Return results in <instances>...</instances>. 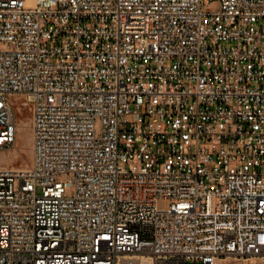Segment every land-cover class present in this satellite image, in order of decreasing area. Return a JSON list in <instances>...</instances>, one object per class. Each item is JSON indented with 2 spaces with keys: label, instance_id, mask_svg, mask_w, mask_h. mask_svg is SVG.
I'll return each mask as SVG.
<instances>
[{
  "label": "built area",
  "instance_id": "obj_1",
  "mask_svg": "<svg viewBox=\"0 0 264 264\" xmlns=\"http://www.w3.org/2000/svg\"><path fill=\"white\" fill-rule=\"evenodd\" d=\"M218 1L0 0V264L264 257V0Z\"/></svg>",
  "mask_w": 264,
  "mask_h": 264
},
{
  "label": "rangeland",
  "instance_id": "obj_2",
  "mask_svg": "<svg viewBox=\"0 0 264 264\" xmlns=\"http://www.w3.org/2000/svg\"><path fill=\"white\" fill-rule=\"evenodd\" d=\"M219 5L218 0H210L209 5L202 4V10L205 12H215L219 9ZM23 121L27 123V127L24 130L21 128ZM17 123L18 132L15 143L9 147L0 148V154L6 156H0V166H5L6 168H26L31 165L33 159V129L31 113L28 108H23L18 114ZM169 204L170 201L163 200L159 203V207L165 209ZM220 264H264V257L253 258L246 261L224 259L220 261Z\"/></svg>",
  "mask_w": 264,
  "mask_h": 264
},
{
  "label": "bare ground",
  "instance_id": "obj_3",
  "mask_svg": "<svg viewBox=\"0 0 264 264\" xmlns=\"http://www.w3.org/2000/svg\"><path fill=\"white\" fill-rule=\"evenodd\" d=\"M22 122V121H21ZM22 125V129L24 130V129H26V127H27V123H26V121H23V123L21 124ZM33 135V134H32ZM17 151V150H16ZM10 155H12V154H10ZM0 156H3V157H6L4 154H0ZM1 167H5V166H0V168ZM130 262H128V261H126L125 260V264H129ZM139 263H142V264H148L149 262H148V259H146V258H144V257H138V258H135L133 261H132V263L131 264H139Z\"/></svg>",
  "mask_w": 264,
  "mask_h": 264
}]
</instances>
